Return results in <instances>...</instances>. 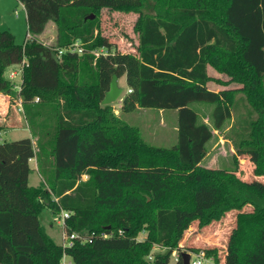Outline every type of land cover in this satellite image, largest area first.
<instances>
[{
  "label": "trees",
  "instance_id": "obj_1",
  "mask_svg": "<svg viewBox=\"0 0 264 264\" xmlns=\"http://www.w3.org/2000/svg\"><path fill=\"white\" fill-rule=\"evenodd\" d=\"M20 1L29 36L17 42L0 29V92L14 101L4 71L21 63L18 96L39 153L31 136L0 140V264H61L64 252L75 264H182L181 251L173 263L170 256L192 220L206 225L246 204L224 264H264V181L201 163L213 131L190 105L212 103L215 129L236 113L225 138L264 175V0ZM102 8L137 13L133 51L113 49L100 26ZM50 20L57 34L46 45L37 34ZM75 40L82 52L57 55ZM99 48L108 52L92 51ZM208 64L239 85L208 88ZM113 73L131 88L122 111L177 109L174 144L146 142L101 102ZM32 157H42L36 185L29 183ZM44 208L68 210L64 230L88 239L56 242L39 220ZM155 244L167 249L150 260ZM205 251L218 260L216 247Z\"/></svg>",
  "mask_w": 264,
  "mask_h": 264
},
{
  "label": "rangeland",
  "instance_id": "obj_2",
  "mask_svg": "<svg viewBox=\"0 0 264 264\" xmlns=\"http://www.w3.org/2000/svg\"><path fill=\"white\" fill-rule=\"evenodd\" d=\"M137 13L133 11L110 10L102 8L100 13V26L102 33L114 42V48L121 51H133L137 41L136 32L133 30ZM5 24V25H4ZM14 28L15 40L23 42L28 35L27 22L25 16V8L20 0H0V29ZM57 27L54 21H48L44 30L40 35L37 34L39 40L46 45L55 44ZM29 36V35H28ZM112 50V48H111ZM21 70V65L16 66ZM207 73L212 76L208 80L207 87L217 90L222 85L235 86L238 82L228 81L229 76L222 71H218L211 65L206 67ZM4 75L9 78L14 84L15 99L9 101V105L3 117L0 115V123L3 127L0 129L1 136L7 140L20 138L24 136H32L26 115L19 100L18 90L20 87V73L7 68ZM117 84L121 87L120 95L113 101L111 105L114 108V113L119 116L120 120L130 125L136 126L142 138L153 145L170 146L177 140V130H175L176 112L173 109L159 110L157 108L143 107L132 109L129 111L121 110V99L125 92H128L129 86L125 82V77L122 75L117 78ZM238 95H243L239 92ZM21 99V98H20ZM245 103L247 104L246 100ZM198 115V120L206 122L210 125L213 134L206 143V153L201 163L205 166L220 167L226 169H237L244 171V178L248 181L257 180L264 181V175H256L253 173L254 164L249 153H236L232 147V142L225 138L224 133L235 121L236 113L231 118L224 121L219 129L212 126V108L213 104L208 102H192L190 103ZM248 105V104H247ZM250 108V106H248ZM242 107L239 105V109ZM10 127V128H6ZM38 129V126L37 128ZM5 130V133H3ZM37 136H32L34 148L39 153L37 145ZM237 158V161H236ZM42 159V157H41ZM35 157L30 159L32 167L29 173V183L38 184L42 180V175L39 172V162ZM41 164V163H40ZM83 178L86 175L82 176ZM251 206L246 204L241 209L232 208L227 210L219 219H214L206 225H198L197 219L192 220L188 227L183 231L179 241L178 250H173L170 256V263L175 262L179 251H187L191 256H196L198 253H204L202 259L203 264H224L227 251V241L231 230L235 224L236 214L240 210H250ZM39 220L48 227L50 234L58 243H63L62 234L64 233L63 224L58 221V214L52 213L48 208H44L39 214ZM145 231L138 234V238L144 237ZM216 247L218 260H215L214 254H207L205 248ZM166 247L155 244L152 248L151 255L148 259H153L157 252H165Z\"/></svg>",
  "mask_w": 264,
  "mask_h": 264
},
{
  "label": "built area",
  "instance_id": "obj_3",
  "mask_svg": "<svg viewBox=\"0 0 264 264\" xmlns=\"http://www.w3.org/2000/svg\"><path fill=\"white\" fill-rule=\"evenodd\" d=\"M78 51V52H82L83 51V47L81 46V43L79 40H75L72 43L66 45V46H58L57 47V55L60 56L63 52L65 51ZM108 49L105 48H99V49H94L92 50L95 54L98 53H106ZM131 88H128V91H130ZM37 99V98H36ZM69 211L68 210H61L60 213L58 214V221H60L63 226H64V221L65 218L69 215ZM81 238V240H86L88 239L86 235L80 234L77 231H71L70 233L64 230V233L62 234V238H63V243H61L62 245H72L73 241L75 238ZM178 256V255H177ZM204 257V253H198L196 256H191L190 255V262L189 264H203V259ZM177 259V257H176ZM61 264H75L74 261L72 260V258L67 254V253H63L62 258H61Z\"/></svg>",
  "mask_w": 264,
  "mask_h": 264
},
{
  "label": "crops",
  "instance_id": "obj_4",
  "mask_svg": "<svg viewBox=\"0 0 264 264\" xmlns=\"http://www.w3.org/2000/svg\"><path fill=\"white\" fill-rule=\"evenodd\" d=\"M22 3V2H21ZM23 4V3H22ZM25 8V7H24ZM25 16H26V10H25ZM5 25V24H4ZM6 27H9V28H5V29H9L15 36V32H14V28H11L10 26H6ZM41 33H39L38 35H40ZM19 65V63H14V64H11L10 66H7L5 68V71L7 68H11L13 70H15L16 73H20V77H21V70L20 69H17L16 66ZM21 65V63H20ZM4 71V73H5ZM124 76V75H123ZM125 77V76H124ZM21 81V80H20ZM126 82V80H125ZM208 84V82H207ZM238 85H235V86H227V85H222L219 89H222V88H227V87H237ZM211 89V88H210ZM217 89V90H219ZM19 100L20 97L18 98ZM9 101H10V95L9 94H6V93H2L0 92V115H2L3 117V112H5L6 108H7V105H9ZM138 108H143L141 106H137L136 108L134 109H138ZM150 108H153V107H150ZM159 110H166V109H171V108H157ZM175 112H176V117H177V109H173ZM6 128H10V127H6ZM175 130H177V118L175 119ZM3 133H5V130H3ZM31 136V135H30ZM32 137V136H31ZM2 139H6L5 137H3V135L1 136L0 134V140ZM47 232L50 234V231L48 230V227L46 225H44ZM51 235V234H50ZM52 236V235H51ZM144 236V235H143Z\"/></svg>",
  "mask_w": 264,
  "mask_h": 264
},
{
  "label": "water",
  "instance_id": "obj_5",
  "mask_svg": "<svg viewBox=\"0 0 264 264\" xmlns=\"http://www.w3.org/2000/svg\"><path fill=\"white\" fill-rule=\"evenodd\" d=\"M93 16H94L93 12L86 15V17L89 18H92ZM121 90H122L121 87L117 84V76L115 73H113L109 82V88L105 90L101 102L103 104L111 103V101L115 100L120 95ZM181 256H182V264H189L190 253L187 251H181Z\"/></svg>",
  "mask_w": 264,
  "mask_h": 264
}]
</instances>
